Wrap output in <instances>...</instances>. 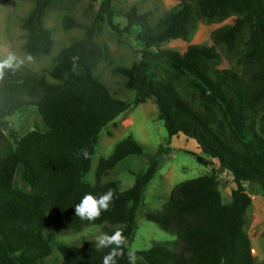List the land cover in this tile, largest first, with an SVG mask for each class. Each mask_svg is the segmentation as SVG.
I'll use <instances>...</instances> for the list:
<instances>
[{
  "label": "trees",
  "instance_id": "16d2710c",
  "mask_svg": "<svg viewBox=\"0 0 264 264\" xmlns=\"http://www.w3.org/2000/svg\"><path fill=\"white\" fill-rule=\"evenodd\" d=\"M21 18L26 32V55L50 54L54 40L44 25L47 9L63 0H32ZM97 1V0H94ZM162 16L129 7L122 18L124 31L139 27L140 58L132 80V101L115 97L94 76L104 59L98 27L107 22L119 30L112 0H99L92 23L83 25L71 15L62 19L68 30L78 26L82 36L56 54L48 75L22 63L5 66L0 74V135L13 140L12 153L0 158V264H102L110 249L95 250V239L82 237V251L56 240L97 225L102 233L120 229L127 243L135 232V213L144 188L160 168L158 157L120 190L100 176L129 155L143 154L132 136L120 140L96 168L97 180L85 178L91 167L100 131L133 105L153 100L169 138L179 133L196 140L207 157L229 171L235 188L224 203L214 172L175 185L160 211L144 214L162 230L176 235V249L154 242L136 251L137 264H254L251 240L245 231V213L251 204L244 183H255L264 195V0H175ZM231 23L213 29L208 42L191 44L200 24ZM182 40L181 49L166 47ZM240 66V85L222 69H210L204 60L219 62L222 54ZM28 106L41 116L39 126L19 135L8 117ZM261 113L258 124L256 116ZM81 149L89 158L80 155ZM197 162L205 164L202 156ZM19 178L28 190L13 185ZM109 189L115 198L108 211L89 221L76 217L75 205L86 194L99 196ZM57 249L58 258L49 257ZM117 264H129L127 255ZM261 264H264V259Z\"/></svg>",
  "mask_w": 264,
  "mask_h": 264
},
{
  "label": "rangeland",
  "instance_id": "374dc122",
  "mask_svg": "<svg viewBox=\"0 0 264 264\" xmlns=\"http://www.w3.org/2000/svg\"><path fill=\"white\" fill-rule=\"evenodd\" d=\"M98 2L94 0H63L53 3L46 11L44 25L49 28L53 36V46L50 54L42 57L26 55L24 43L26 32L21 27L24 17L33 5L32 0H0V63L8 61L22 63L28 68L42 74L48 81L53 79L48 75L54 58L59 50L69 42L82 36L83 29L75 26L63 29L62 19L65 15L73 16L77 22L87 25L93 22L98 10ZM116 11L114 19L119 30L112 28L107 22L98 27V40L104 48V59L94 70V76L101 80L111 93L122 100L132 101L134 91L132 80L140 58L141 43L137 40L139 27L133 26L130 32L124 31V13L135 5L138 12L152 11L153 18L162 16L167 10L176 5L175 0H112ZM232 17L221 22H205L200 24L197 32L190 41L191 44L208 42L209 33L224 24L231 23ZM187 43L182 40H171L166 47L183 49ZM210 69H222L234 77L236 88L240 85V66L232 56L223 52L219 62L204 60ZM262 114L256 116L258 124ZM10 126L23 135L41 123V116L36 107L28 106L20 112L8 117ZM132 136L143 148V154L129 155L116 164L113 170L100 176L103 182L113 180L118 183L120 190L130 187L135 175L143 172L152 156L158 157L160 168L144 188L142 202L135 213V232L127 243L128 249L139 251L149 248L154 242L169 243V247L176 249L174 244L176 235L162 230L155 222L147 220V212L160 211L168 200L172 188L197 176L214 172L217 176L218 188L222 201H231V192L235 188L232 176L224 168L221 170L217 160L204 155L195 139L182 133L169 138L163 122L158 118L157 107L153 100L133 105L128 111L117 116L104 127L98 137L91 160V167L85 178L92 183L97 180L96 168L102 158L107 157L114 146L123 138ZM14 143L3 130L0 135V158L12 153ZM202 156L205 164L197 162L196 157ZM21 168L16 170L13 185L22 190H28V185L19 178ZM250 193L251 204L245 213V231L247 232L254 251V264H261L264 259V195L255 183H244ZM102 234L97 225L88 226L77 233L60 234L57 241L67 243L73 250L82 251L85 248L79 242L82 237L95 239ZM57 249L52 250L49 257L58 258Z\"/></svg>",
  "mask_w": 264,
  "mask_h": 264
},
{
  "label": "clouds",
  "instance_id": "9594fccd",
  "mask_svg": "<svg viewBox=\"0 0 264 264\" xmlns=\"http://www.w3.org/2000/svg\"><path fill=\"white\" fill-rule=\"evenodd\" d=\"M5 66H11L8 61L0 63V74L3 73ZM80 155L85 159L89 158V152L81 149ZM115 198V192L109 189L107 192L98 197L89 193L86 194L81 201L75 205L74 214L81 219L94 221L98 219L102 211H108L110 204ZM127 238L120 229H116L112 234L102 233L95 238V250H103L105 248L110 251L104 255L102 264H117V258L127 255L129 264H137V255L134 250L128 249L125 253V245Z\"/></svg>",
  "mask_w": 264,
  "mask_h": 264
},
{
  "label": "built area",
  "instance_id": "2783aa9c",
  "mask_svg": "<svg viewBox=\"0 0 264 264\" xmlns=\"http://www.w3.org/2000/svg\"><path fill=\"white\" fill-rule=\"evenodd\" d=\"M251 251H254V249L252 248Z\"/></svg>",
  "mask_w": 264,
  "mask_h": 264
},
{
  "label": "water",
  "instance_id": "95a60500",
  "mask_svg": "<svg viewBox=\"0 0 264 264\" xmlns=\"http://www.w3.org/2000/svg\"><path fill=\"white\" fill-rule=\"evenodd\" d=\"M220 169L222 170V169H223V167H220Z\"/></svg>",
  "mask_w": 264,
  "mask_h": 264
}]
</instances>
